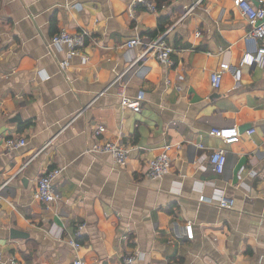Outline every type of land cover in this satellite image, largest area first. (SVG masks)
Masks as SVG:
<instances>
[{"label": "crops", "instance_id": "crops-1", "mask_svg": "<svg viewBox=\"0 0 264 264\" xmlns=\"http://www.w3.org/2000/svg\"><path fill=\"white\" fill-rule=\"evenodd\" d=\"M132 5L0 0V264H126L129 254L136 264H264V63L244 61L264 40L246 42L250 23L235 0H168L157 12ZM83 29L81 55L49 48L60 31ZM162 33L175 64L152 54L134 64L145 47L126 43ZM127 70L139 113L122 105L121 84L110 87ZM226 127L240 137L210 134ZM13 137L26 145L8 149ZM111 139L129 149L125 167L90 152ZM215 149L227 151L223 174L209 160ZM164 152L170 173L148 178V162ZM51 168L63 169L61 200L44 204L35 193ZM222 195L232 209L215 204ZM78 233L75 251L68 240Z\"/></svg>", "mask_w": 264, "mask_h": 264}, {"label": "built area", "instance_id": "built-area-1", "mask_svg": "<svg viewBox=\"0 0 264 264\" xmlns=\"http://www.w3.org/2000/svg\"><path fill=\"white\" fill-rule=\"evenodd\" d=\"M235 1L241 13L249 20L250 23V30L248 31L245 40L249 44L257 45L259 41L264 40V6L256 5L249 0ZM138 4L143 5L149 11H158L157 5L154 0H133V8ZM89 37L90 33L85 29L79 31L78 33L60 31L52 37L51 41L49 42V48H51L52 46L67 45L70 48V57L81 55V51L86 47ZM166 37L167 33H162L154 38H151L150 35L145 34L130 39L125 46L129 50L139 45L145 47L143 54L140 56V58L137 59V61L134 62V64L137 63L138 60L143 59L149 54H152L162 65L171 67L175 64L172 58L175 49L169 42L166 41ZM255 52V55H247L248 59H245L244 61L249 60V62L252 64L264 63V46H257ZM68 64V59H66L60 63V66L62 69H64L68 66ZM128 70L120 74L113 81L110 87L120 86L121 84L122 86L120 88V96L122 105L125 108H129L134 112L139 113L141 111L140 99L130 98L125 92L126 84H123V81L128 74ZM211 84L214 89L218 90L222 84V75L218 72L213 73L211 75ZM104 131L105 128L103 126H99L96 130V134L102 135ZM247 133L250 135L253 133V131L249 130ZM210 134L225 141H235L240 137V130L238 127L214 128L211 130ZM26 143L27 142L25 138L13 137L7 139L5 145L8 149H19L25 146ZM90 152L95 154L111 155L113 157L114 164L117 167H125L129 160V149L123 143L115 139L99 140L90 150ZM209 160L213 167V170L218 174H223L227 162V151L224 149H215L214 151H212ZM171 162L172 160L166 152L154 157L148 162V170L146 173L147 177L150 179L163 178L165 175L170 173ZM62 173L63 169L61 168H51L44 172L38 180L35 198L44 204L58 203L61 200V194L55 183L57 178L60 177ZM1 191L2 188H0V194ZM200 201L213 203L212 199H208L204 196L200 198ZM215 204L222 209H232L235 205V201L234 199H230L222 195ZM184 230L187 239H194V230L192 223H187L184 226ZM80 237L81 233H78V238H71L68 240L70 247L75 251H78L81 247V242L79 240ZM121 239L126 242H129L131 240L128 232L124 234ZM1 259L2 255L0 253V260ZM136 260L137 258L133 254H129L124 257V262L126 264H136ZM73 264L86 263L83 259L76 258Z\"/></svg>", "mask_w": 264, "mask_h": 264}, {"label": "trees", "instance_id": "trees-1", "mask_svg": "<svg viewBox=\"0 0 264 264\" xmlns=\"http://www.w3.org/2000/svg\"><path fill=\"white\" fill-rule=\"evenodd\" d=\"M168 0H155L157 8L160 9L164 3H166Z\"/></svg>", "mask_w": 264, "mask_h": 264}]
</instances>
